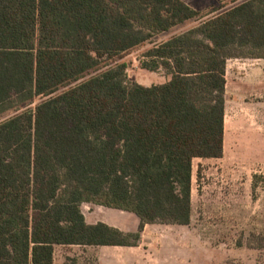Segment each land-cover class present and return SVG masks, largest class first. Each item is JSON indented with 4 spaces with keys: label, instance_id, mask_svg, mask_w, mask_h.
Returning <instances> with one entry per match:
<instances>
[{
    "label": "trees",
    "instance_id": "1",
    "mask_svg": "<svg viewBox=\"0 0 264 264\" xmlns=\"http://www.w3.org/2000/svg\"><path fill=\"white\" fill-rule=\"evenodd\" d=\"M199 15L184 0H0V264L191 222L194 159L224 154L227 62L264 58V0L154 40ZM145 43L141 67L167 81L129 77ZM84 203L139 226L88 223Z\"/></svg>",
    "mask_w": 264,
    "mask_h": 264
},
{
    "label": "rangeland",
    "instance_id": "2",
    "mask_svg": "<svg viewBox=\"0 0 264 264\" xmlns=\"http://www.w3.org/2000/svg\"><path fill=\"white\" fill-rule=\"evenodd\" d=\"M242 1L225 0L154 40L167 39ZM151 45L145 43L124 58L129 77L147 85L169 79L163 71L141 67L139 59ZM259 65L264 66V59L228 62L224 154L194 159L189 225L154 226L145 234L150 240L140 247H58L55 264L77 255L80 264H101L100 257L128 264H264V87L254 86L259 79L253 70ZM129 222L123 223L127 229L133 226Z\"/></svg>",
    "mask_w": 264,
    "mask_h": 264
},
{
    "label": "crops",
    "instance_id": "3",
    "mask_svg": "<svg viewBox=\"0 0 264 264\" xmlns=\"http://www.w3.org/2000/svg\"><path fill=\"white\" fill-rule=\"evenodd\" d=\"M184 1L188 3L191 7H193L195 10L200 11V13H202V12L216 8L217 5H219V3L224 2L225 0H184ZM231 59H249V58H231ZM254 59H264V58H254ZM228 62H227V69H226V79L227 80H228V72H229ZM253 70L256 74V78L259 79V81H255L254 86L264 87V79H263L264 78V66L259 65L255 67ZM227 84H228V81L226 83V90H227ZM90 205L92 207H90ZM82 210H83V213L88 223H97L99 221H102L109 225L118 227L124 231H134L138 228L139 223H140L139 217L135 215L134 213H131L125 210L107 207V206L100 205V204L84 203L82 206ZM191 220H192V217H191ZM125 221H130L129 223H132L133 221L132 223L133 226H131L132 228H129V229L125 228V226H123L124 225L123 223ZM189 224H186V225H189ZM158 225L160 226H164V225L165 226H171V225L183 226L179 224L147 223L144 226V229L142 231L141 243L142 242L145 243L146 240H150V239H147L150 237H145V234L147 233L148 230H152L154 226H158ZM151 240H152L151 243L154 244L155 239H151ZM140 245L138 246L99 245V246H94V247H103V248H109V250H115V248L117 247H140ZM84 247H90V246H84ZM100 258H101V264H128L127 262L118 263L117 259H114L113 257H106L105 259H102V257ZM164 264H172V262H167V263L165 262ZM176 264H192V263L189 261L188 263L180 262Z\"/></svg>",
    "mask_w": 264,
    "mask_h": 264
}]
</instances>
